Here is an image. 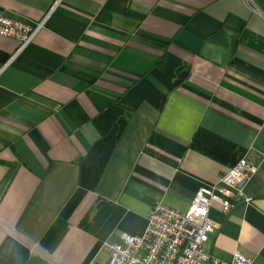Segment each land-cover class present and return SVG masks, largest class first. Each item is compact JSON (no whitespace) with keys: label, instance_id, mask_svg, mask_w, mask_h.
<instances>
[{"label":"crops","instance_id":"crops-1","mask_svg":"<svg viewBox=\"0 0 264 264\" xmlns=\"http://www.w3.org/2000/svg\"><path fill=\"white\" fill-rule=\"evenodd\" d=\"M0 264H105L161 201L184 211L241 158L247 203L204 250L264 264V0H0Z\"/></svg>","mask_w":264,"mask_h":264},{"label":"built area","instance_id":"built-area-1","mask_svg":"<svg viewBox=\"0 0 264 264\" xmlns=\"http://www.w3.org/2000/svg\"><path fill=\"white\" fill-rule=\"evenodd\" d=\"M45 18L37 22L12 18L0 13V35L18 42L7 65L43 28ZM258 165L241 158L216 182L199 187L188 207L178 210L156 202L141 234L122 232L118 242H106L105 264H252V259L236 251L230 261L211 257L204 250L208 234L215 224L209 217L212 203L228 212L235 200L247 203L246 184L255 176Z\"/></svg>","mask_w":264,"mask_h":264},{"label":"trees","instance_id":"trees-1","mask_svg":"<svg viewBox=\"0 0 264 264\" xmlns=\"http://www.w3.org/2000/svg\"><path fill=\"white\" fill-rule=\"evenodd\" d=\"M25 264H51L47 259L33 254L31 257L25 262Z\"/></svg>","mask_w":264,"mask_h":264}]
</instances>
